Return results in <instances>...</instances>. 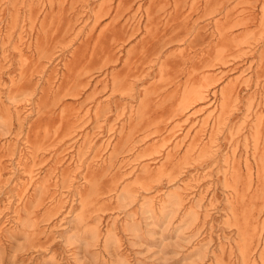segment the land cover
Instances as JSON below:
<instances>
[{
  "label": "rangeland",
  "instance_id": "obj_1",
  "mask_svg": "<svg viewBox=\"0 0 264 264\" xmlns=\"http://www.w3.org/2000/svg\"><path fill=\"white\" fill-rule=\"evenodd\" d=\"M31 1L0 0V264H264V0Z\"/></svg>",
  "mask_w": 264,
  "mask_h": 264
},
{
  "label": "bare ground",
  "instance_id": "obj_2",
  "mask_svg": "<svg viewBox=\"0 0 264 264\" xmlns=\"http://www.w3.org/2000/svg\"><path fill=\"white\" fill-rule=\"evenodd\" d=\"M31 1V0H30ZM43 1V0H42ZM166 1V0H165ZM196 1V0H195ZM208 1V0H207ZM16 2V1H15ZM23 2V1H22ZM32 2V1H31ZM35 2H37V1H35ZM206 2V1H205ZM47 3V2H46ZM107 3H110V2H107ZM112 3V2H111ZM28 4V3H27ZM33 4H35V3H33ZM38 4V3H37ZM176 4V3H175ZM22 5H23V3H22ZM21 5V6H22ZM26 5V4H25ZM44 5V4H43ZM48 6V5H47ZM19 7H20V5H19ZM35 7V6H34ZM212 7V6H211ZM18 8V7H17ZM86 8V7H85ZM137 8H138V6H137ZM185 8V7H184ZM192 8V7H191ZM87 9V8H86ZM111 9V8H110ZM206 9V8H205ZM213 9V8H212ZM211 9V10H212ZM91 10V9H90ZM98 10V9H97ZM116 10V9H115ZM147 10V9H146ZM209 10V9H208ZM208 10H207V12H208ZM210 10V11H211ZM14 11V10H13ZM27 11V10H26ZM110 11V10H109ZM139 10H137V12H138ZM41 12V11H40ZM39 12V13H40ZM85 12V11H84ZM95 12H97V11H95ZM17 13V12H16ZM26 13V12H25ZM44 13V12H43ZM146 13V12H145ZM85 14V13H84ZM95 14V13H94ZM137 14V13H136ZM28 15H29V17H30V13H28ZM43 15V14H42ZM80 15V14H79ZM92 15V14H91ZM37 16H38V14H37ZM36 16V17H37ZM84 16V15H83ZM87 16V15H86ZM135 16V15H134ZM22 17V16H21ZM80 17V16H79ZM90 17H92V16H90ZM104 17H107V15L106 16H104ZM146 17H147V15H146ZM77 18V17H76ZM88 18V17H87ZM93 18H94V16H93ZM133 18V17H132ZM13 19V18H12ZM17 19V18H16ZM25 19H26V17H25ZM30 19V18H29ZM191 19V18H190ZM19 20V19H18ZM21 20V19H20ZM42 20V19H41ZM98 20H101V19H98ZM139 20V19H138ZM137 20V21H138ZM13 21V20H12ZM31 21V20H30ZM36 21V20H35ZM34 21V22H35ZM85 21V20H84ZM87 21H89V19L87 20ZM95 21V20H94ZM184 21H186L185 19H184ZM21 22V21H20ZM194 22V21H193ZM196 22V21H195ZM33 22H31L30 24H32ZM39 23V22H38ZM87 23V22H86ZM85 23V24H86ZM12 24H14L13 22H12ZM195 24V23H194ZM194 24H193V26H194ZM19 25V24H18ZM94 25V24H93ZM129 25V24H128ZM135 25V24H134ZM92 26V25H91ZM199 26V25H198ZM11 27H12V25H11ZM27 27V26H26ZM132 27V26H131ZM208 27V26H207ZM10 28V27H9ZM8 28V29H9ZM15 28V27H14ZM18 28V27H17ZM21 28V27H20ZM22 28H24V27H22ZM19 29V28H18ZM32 29V28H31ZM214 29H216V28H214ZM10 30V29H9ZM36 30V29H35ZM40 30H41V28H40ZM89 30H90V28H89ZM101 30V29H100ZM6 31V30H5ZM8 31V30H7ZM14 31V30H13ZM16 31V30H15ZM23 31V30H22ZM29 31V30H28ZM195 31V30H194ZM216 31H217V29H216ZM11 32V31H10ZM9 32V33H10ZM90 32V31H89ZM100 32V31H99ZM223 32V31H222ZM4 33V32H3ZM17 33V32H16ZM26 33V32H25ZM80 33H81V30H80ZM197 33V32H196ZM211 33H213V32H211ZM23 34V33H22ZM78 34H79V32H78ZM87 34H90V33H88V31H87ZM99 34V33H98ZM8 35V34H7ZM19 35V34H18ZM220 35V34H219ZM222 35V34H221ZM9 36V35H8ZM76 36H78V35H76ZM76 36H74V37H76ZM86 36V35H85ZM16 37V36H15ZM11 38V37H10ZM3 39V38H2ZM74 39V38H73ZM0 40H1V38H0ZM14 40V39H13ZM25 39H23L22 41H24ZM182 40V39H181ZM30 41V40H29ZM69 41V40H68ZM5 42H6V39H5ZM10 42V41H9ZM8 42V43H9ZM20 42H21V40H20ZM180 42V41H179ZM3 43V42H2ZM30 43V42H29ZM34 43H36V42H34ZM62 43V42H61ZM93 43V42H92ZM4 44H6V43H4ZM10 44H11V42H10ZM14 44V43H13ZM178 44V43H177ZM3 45V44H2ZM9 45V44H8ZM29 45V44H28ZM28 45H27V47H28ZM63 45V44H62ZM65 45H66V43H65ZM93 45V44H92ZM34 46V45H33ZM6 47V46H5ZM11 47V46H10ZM14 47V46H13ZM92 47V46H91ZM7 48H8V46H7ZM12 48V47H11ZM15 48H16V46H15ZM27 49V48H26ZM29 49V48H28ZM117 49V48H116ZM20 50V49H19ZM35 50V49H34ZM5 51V50H4ZM14 51V50H13ZM21 51V50H20ZM18 53H20L19 51H18ZM70 54H71V52H70ZM5 57H6V55H5ZM4 57V58H5ZM18 57H19V55H18ZM1 59V58H0ZM7 60V59H6ZM21 60V59H20ZM17 61H18V59H17ZM117 61V60H116ZM115 62V61H114ZM113 62V63H114ZM3 63V62H2ZM5 63V62H4ZM17 63V62H16ZM20 63H21V61H20ZM109 63V62H108ZM184 64V63H183ZM1 65V64H0ZM18 65V64H17ZM64 65V64H63ZM2 66V65H1ZM20 67H19V69H21V65H19ZM56 68V67H55ZM41 69V68H40ZM43 69V68H42ZM62 69H64V67L62 68ZM186 69V68H185ZM58 70V69H57ZM18 71V70H17ZM21 71V70H20ZM39 71V70H38ZM184 71V70H183ZM245 71V70H244ZM243 71V72H244ZM36 72H37V70H36ZM31 73V72H30ZM41 73V72H40ZM18 74V73H17ZM62 74V73H61ZM20 76V75H19ZM188 76V75H187ZM21 77V76H20ZM30 78H31V76H29ZM241 77V76H240ZM11 78V77H10ZM19 78V77H18ZM17 78V79H18ZM61 79V78H60ZM243 79V78H242ZM8 80H9V78H8ZM13 80V79H12ZM179 80H180V78H179ZM29 81V80H28ZM176 81V80H175ZM177 81H178V79H177ZM176 81V82H177ZM30 82H31V80H30ZM53 82V81H52ZM59 82V81H58ZM175 82V83H176ZM27 83H29V82H27ZM230 83V82H229ZM234 83V82H233ZM248 83V82H247ZM10 84V83H9ZM11 84H12V82H11ZM48 84V83H47ZM53 84V83H52ZM173 84H174V82H173ZM235 85V84H234ZM233 85V86H234ZM247 85V84H246ZM48 86V85H47ZM244 86V85H243ZM264 86V85H263ZM10 87H11V85H10ZM178 87V86H177ZM239 87V86H238ZM204 88V87H203ZM11 89V88H10ZM245 89V88H244ZM261 89V88H260ZM264 90V89H263ZM200 91V90H199ZM202 91V90H201ZM204 92V91H203ZM207 92V91H206ZM249 93V92H248ZM199 94V93H198ZM214 94H215V91H214ZM207 95V94H206ZM3 96V95H2ZM224 97V96H223ZM220 98V97H219ZM234 98H236L235 96H234ZM203 100V99H202ZM246 100V99H245ZM98 101H100V100H98ZM197 101V100H196ZM205 101V100H204ZM253 101V100H252ZM1 102V101H0ZM247 102V101H246ZM98 103H100V102H98ZM198 103V102H197ZM2 104V103H1ZM7 104V103H6ZM235 104H237V103H235ZM239 104V103H238ZM237 104V105H238ZM246 104V103H245ZM259 104V103H258ZM240 105V104H239ZM247 105V104H246ZM245 105V106H246ZM214 106V105H213ZM203 107V106H202ZM102 108V107H101ZM3 109V108H2ZM5 109V108H4ZM10 109V108H9ZM212 110V109H211ZM9 111V110H8ZM7 111V112H8ZM4 112H5V110H4ZM11 112V111H10ZM198 112V111H197ZM214 112H216V111H214ZM185 114V113H184ZM213 114V113H212ZM192 115V114H191ZM190 115V116H191ZM194 115V114H193ZM187 116V115H186ZM18 117V116H17ZM76 117V116H75ZM98 117V116H97ZM187 117H189V115L187 116ZM187 117H185V118H187ZM258 118V117H257ZM74 119H76V118H74ZM132 119V118H131ZM96 120V119H95ZM257 120V119H256ZM258 120H259V118H258ZM80 121V120H79ZM98 121V120H97ZM218 122V121H217ZM220 124V123H219ZM77 125H78V123H77ZM216 125V124H215ZM113 127V126H112ZM45 128V127H44ZM47 129V128H46ZM47 131V130H46ZM106 132V131H105ZM45 134H46V132H45ZM48 135V134H47ZM45 136L46 135H44V137L43 138H45ZM36 137V136H35ZM103 137V136H102ZM195 138V137H194ZM213 138V137H212ZM25 139H26V137H25ZM42 139V138H41ZM109 139V138H108ZM147 139V138H146ZM201 140H202V138H200ZM215 139V138H214ZM43 140V139H42ZM103 140V139H102ZM245 140H246V138H245ZM249 140V139H248ZM26 141V140H25ZM43 141H45V140H43ZM104 141V140H103ZM237 140H235V142H236ZM106 142V141H105ZM28 143V141H26V144ZM44 143V142H43ZM58 143V142H57ZM91 143V142H90ZM195 143V142H194ZM205 143V142H204ZM210 143H212V144H214V143H216V142H214L213 140H211V142ZM41 144H42V142H41ZM99 144V143H98ZM97 144V145H98ZM109 144V143H108ZM227 144H228V142H227ZM233 144V143H232ZM105 145V144H104ZM231 145V144H230ZM34 146V145H33ZM53 146V145H52ZM90 146L91 145H89V147H88V149L90 148ZM94 146V145H93ZM204 146V148H205V145H203ZM215 145H213L212 147H214ZM228 146V145H227ZM246 146V145H245ZM23 147H24V144H23ZM39 147V146H38ZM48 147V146H47ZM46 147V148H47ZM217 147V146H216ZM229 147V146H228ZM231 147V146H230ZM27 148V147H26ZM40 148V147H39ZM45 148V147H44ZM45 148V149H46ZM96 148V147H95ZM100 148V147H99ZM201 148V147H200ZM233 148V147H232ZM248 148V147H247ZM28 149V148H27ZM36 149H37V146H36ZM35 149V150H36ZM43 149V148H42ZM41 149V150H42ZM44 149V150H45ZM54 149V148H53ZM52 149V150H53ZM91 149H92V147H91ZM103 149V148H102ZM256 149H257V147H256ZM30 150H32V149H30ZM34 150V151H35ZM40 150V149H39ZM49 150V149H48ZM94 150V149H93ZM96 150V149H95ZM98 150V149H97ZM209 150H210V148H209ZM212 150V149H211ZM255 150V149H254ZM25 151V150H24ZM34 151H32V152H34ZM47 151V150H46ZM99 151V150H98ZM213 151V150H212ZM217 151V150H216ZM219 151V150H218ZM245 151H246V149H245ZM251 151V150H250ZM256 151V150H255ZM215 152V151H214ZM230 152V151H229ZM249 152V151H248ZM252 152V151H251ZM35 153V152H34ZM91 153V152H90ZM209 153V152H208ZM216 153V152H215ZM31 154V153H30ZM56 154V153H55ZM85 154V153H84ZM93 154H94V152H93ZM211 154V153H210ZM256 154V153H255ZM20 155V154H19ZM27 155V154H26ZM76 155V154H75ZM92 155V154H91ZM216 155V154H215ZM231 155V154H230ZM1 156V155H0ZM84 156V155H83ZM152 156V155H151ZM226 156V155H225ZM20 157V156H19ZM73 157V156H72ZM93 157V156H92ZM253 157H254V155H253ZM36 158V157H35ZM83 158V157H82ZM99 158V157H98ZM151 158V157H150ZM224 158V157H223ZM228 158V157H227ZM1 159V158H0ZM27 159V158H26ZM29 159V158H28ZM33 159H34V157H33ZM38 159H41L40 157H38ZM93 159V158H92ZM104 159V158H103ZM35 160V159H34ZM74 160V159H73ZM79 160V159H78ZM1 161V160H0ZM27 161V160H26ZM83 161H85V160H83ZM88 161V160H87ZM89 161H91L90 159H89ZM88 161V162H89ZM233 161H234V158H233ZM38 162V161H37ZM68 162V161H67ZM77 162V161H76ZM91 162H93V161H91ZM101 162V161H100ZM263 162V161H262ZM83 163V162H82ZM94 163V162H93ZM104 163V162H103ZM150 163V162H149ZM155 163V162H154ZM234 162H232V164H233ZM259 163V162H258ZM257 163V164H258ZM25 164V163H24ZM32 164H33V162H32ZM60 164V163H59ZM81 164V163H80ZM95 164V163H94ZM93 164V165H94ZM99 164V163H98ZM128 164V163H127ZM126 164V165H127ZM3 165H4V163H3ZM68 165V164H67ZM75 165V164H74ZM77 165V164H76ZM105 165V164H104ZM126 165H123V167L124 166H126ZM246 165H248V164H246ZM245 165V166H246ZM260 165V164H259ZM28 166H30V165H28ZM91 166V165H90ZM232 166V165H231ZM18 167L20 168V170H22L23 171V173H26V176H28V183L29 184H34V181L37 179V178H35V175H32L33 174V171H32V168H31V170H29V171H27V167L25 168L24 166H22L21 165V162L18 164ZM79 167V166H78ZM157 167V166H156ZM160 167V166H159ZM252 167H253V165H252ZM41 168V167H40ZM84 168V167H83ZM87 168V167H86ZM140 168V167H139ZM263 168V167H262ZM38 169V168H37ZM85 169V168H84ZM124 169V168H123ZM151 169V168H150ZM149 169V170H150ZM158 169V168H157ZM247 169V168H246ZM257 169V168H256ZM1 170H3V169H1ZM35 170V169H34ZM229 170V169H228ZM261 170V169H260ZM159 171V170H158ZM35 172V171H34ZM149 172V171H148ZM151 172V171H150ZM157 172V171H156ZM231 172V171H230ZM251 172V171H250ZM226 173H227V171H226ZM262 173V172H261ZM1 174V173H0ZM61 174V173H60ZM251 175V173H248L247 175ZM156 175H158L157 173L155 174V176ZM246 175V176H247ZM23 176V175H22ZM61 176V175H60ZM69 176V175H68ZM131 176V175H130ZM256 176V175H255ZM25 177V176H24ZM134 177V176H133ZM189 177V176H188ZM251 177V176H250ZM26 178V177H25ZM62 178V177H61ZM191 179V178H190ZM25 180V179H24ZM132 180V179H131ZM198 180V179H197ZM84 181V180H83ZM190 181V180H189ZM192 181V180H191ZM190 181V182H191ZM195 181V180H194ZM179 183V182H178ZM182 183V182H181ZM184 184H185V182H183ZM251 183V182H250ZM249 183V184H250ZM19 184V183H18ZM23 184V183H22ZM25 184V183H24ZM190 184V183H189ZM193 184H195V183H193ZM248 184V185H249ZM197 185V184H196ZM25 186V185H24ZM250 186V185H249ZM27 187V186H26ZM175 187V186H174ZM29 188V187H28ZM179 188V187H178ZM193 188V187H192ZM200 188V187H199ZM23 189V188H22ZM25 189V188H24ZM170 189V188H169ZM172 189V188H171ZM194 189V188H193ZM193 189H191V187L188 185V184H185L183 187H181V191L183 192V193H188V195L189 196H191L190 194H192V195H194L193 194V192H192V190ZM168 190V189H167ZM20 191V190H19ZM24 191V190H23ZM148 192V191H147ZM165 192V191H164ZM24 193V192H23ZM54 193V192H53ZM168 193V192H167ZM167 193H165L166 195H167ZM181 193V192H180ZM53 195V194H52ZM154 195V194H153ZM178 195V194H177ZM25 196V195H24ZM23 196V197H24ZM188 196V197H189ZM199 196V195H198ZM201 196V195H200ZM28 197H29V195H28ZM155 197V196H154ZM164 197V196H163ZM21 198V197H20ZM142 198V197H141ZM180 198V197H179ZM186 198V197H185ZM189 198H192V197H189ZM22 199V198H21ZM52 199V198H51ZM81 199V198H80ZM145 199V198H144ZM163 199V198H162ZM162 199H161V202H162ZM26 200V199H25ZM55 200V199H54ZM63 200V199H62ZM192 200V199H191ZM21 201V200H20ZM52 201V200H51ZM141 201V200H140ZM156 201V200H155ZM158 201V200H157ZM53 202V201H52ZM80 202H81V200H80ZM17 203H18V201H17ZM155 203V202H154ZM159 203V202H158ZM163 203V202H162ZM165 203V202H164ZM163 203V204H164ZM186 203V202H185ZM83 204V203H82ZM17 205V204H16ZM190 205V204H189ZM145 206H148L145 202H142L141 203V207H145ZM157 206V205H156ZM158 206H160V205H158ZM195 207L198 209V208H200L201 207V204H198V202H197V204L195 205ZM191 209V208H190ZM192 210V209H191ZM197 211V210H196ZM67 222V221H66ZM68 222H69V220H68ZM257 234V233H256ZM259 234V233H258ZM261 234V233H260ZM253 235V234H252ZM257 236V235H256ZM255 240V239H254ZM256 240H258V239H256ZM257 243V242H256ZM259 243V242H258ZM261 244V243H260ZM256 248V247H255ZM253 250H255L254 248H253Z\"/></svg>",
  "mask_w": 264,
  "mask_h": 264
}]
</instances>
